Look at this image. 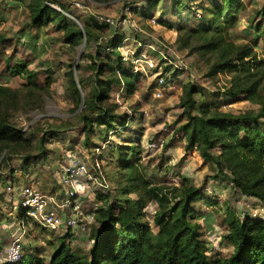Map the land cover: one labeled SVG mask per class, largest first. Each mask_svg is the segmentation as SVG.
Returning a JSON list of instances; mask_svg holds the SVG:
<instances>
[{
    "label": "trees",
    "instance_id": "1",
    "mask_svg": "<svg viewBox=\"0 0 264 264\" xmlns=\"http://www.w3.org/2000/svg\"><path fill=\"white\" fill-rule=\"evenodd\" d=\"M5 1L15 6L23 4L31 27L46 28L52 24L55 30L62 32V41L72 48L82 44L84 39L85 49L98 43L101 34L110 27L108 22L98 18L86 19L81 24L69 19L66 12L71 14L70 10L58 0ZM85 1L98 5L119 1L124 8L130 6L133 12L146 17L158 7V21L165 26L172 25L161 18L166 12L177 15L186 11L199 20L196 25L174 24L176 42L205 63L208 77L215 78L219 74L228 77L223 95L230 100L242 98L255 104L256 109L238 113L221 110L207 99H198L196 86L186 84L180 98L186 121L178 129L186 141L184 149L198 151L208 162L214 159L212 152L217 150L220 175L228 177L240 195L264 203V58L258 54L254 42L236 41L234 28L242 0H143L144 4L137 7L132 5L135 0ZM193 3L200 10L199 14L191 10ZM258 14L264 18V3ZM252 30L257 33L256 38L264 37V26L260 23ZM119 38L116 34L105 45L97 44L86 66L80 62L86 57L83 53L79 62L72 64V69L66 73L78 102L82 96L77 86L83 81L73 73L83 70L92 73V95L79 111L85 145L90 142L92 132L105 137L108 132L125 129L130 119L116 114L117 107L109 103L110 93L115 88L120 87L127 95H132L138 82V72H133L132 67L123 62L117 50L115 43ZM4 39L0 34V43ZM11 72L23 77L25 82L20 88L0 84V154L5 152L1 162L13 153L26 159L32 157L29 153L35 147L42 154L48 135L55 132L45 131L33 142L32 128L19 127L12 122L11 114L34 110L41 105L51 79L40 81L26 61L17 62ZM116 120L120 124H114ZM134 143L118 146L119 157L112 154L117 145L110 151V159H114L117 166L113 175L116 188L113 192L96 194L99 203L90 211L93 230L86 251L78 253L63 240L48 260L29 252L9 264H264V220L248 216L241 219L228 208L223 219L227 228L221 242L231 248L230 252H215L209 256L202 225L198 222L200 212L194 203L200 199L210 206L213 203L207 202L209 198L187 178H181L180 185L152 181L141 163V144ZM103 145L98 147L102 149ZM152 204L156 207L153 216L156 231L146 212ZM21 212L24 213L22 209Z\"/></svg>",
    "mask_w": 264,
    "mask_h": 264
},
{
    "label": "rangeland",
    "instance_id": "2",
    "mask_svg": "<svg viewBox=\"0 0 264 264\" xmlns=\"http://www.w3.org/2000/svg\"><path fill=\"white\" fill-rule=\"evenodd\" d=\"M58 1L70 10L71 14L66 12V16L79 24L86 19L98 17L111 19L114 23L101 34L102 38L98 43H92L86 49L83 43L72 48L62 41V32L55 30L52 24L46 28L31 27L23 4L15 6L0 0V34L5 37L0 43V84L11 88L21 87L25 79L12 74L11 69L17 62L22 61L28 63L30 70L37 72L40 81L47 77L51 79V85L44 93L41 105L34 110L11 114L12 122L19 127L32 128V132H35L33 142L43 132L55 131L53 135H48L42 154L35 147L29 153L32 157L26 159L19 153H13L7 155L3 162L1 159L5 152L0 154V264L7 263L6 250L17 236L21 237L24 255L31 252L46 260L63 240L78 253L86 251L93 230L88 211L99 203L96 194L113 192L116 188L113 175L117 172V166L110 156L113 153L118 156V146L135 144L134 142L141 144V163L146 166L152 181L180 185L181 178H187L195 187L201 189L204 197L209 198L207 202L211 201V206L203 199L194 203V207L200 212L199 218L208 215L206 218L209 223H200L207 254L212 256L214 252H230L231 248L221 242V236L227 228L223 222L227 209L235 212L241 219L248 216L264 220V203L253 197L240 195L229 178L220 175L216 164L217 150L212 152L214 159L209 162L203 160L198 151H185L186 141L178 131L186 121L180 98L183 87L191 83L198 90V99H207L221 110L238 113L256 109V105L242 98L230 100L223 95L222 90L228 77L220 74L215 78L208 77L205 63L195 54L180 48L176 42L174 24L181 22L196 25L199 20L194 19V15H188L186 11L177 15L166 12L164 15L162 13L161 18L172 25L165 26L158 21V7L152 10V15L149 13L146 17L133 12L130 6L124 8L119 1L109 5L86 3L85 0ZM263 3L264 0H242L239 20L234 28L236 41L254 42L262 58L264 37L256 38L257 33L252 28L258 23L261 27L264 26V18L258 14ZM143 4V0L132 3L136 7ZM192 7L191 10L196 12L194 14H199L200 10L195 3ZM116 34L120 38L115 44L123 62L139 75L132 95H127L120 87L115 88L110 93L109 103L117 107L116 114L127 115L130 119L125 129L111 134L108 132L105 137L103 135L101 138L97 132H92L90 142L85 145L79 111L83 109L85 100L92 95V73L90 70L73 73L74 77L78 74L83 81L77 86L82 96L80 102L66 73L72 69V64L79 62L83 53L86 57L80 62L86 66L90 54L94 53V47L97 44L105 45ZM158 91L160 95H157ZM114 124L120 122L116 120ZM152 142L154 147L149 148L148 144ZM102 145L97 162L100 164L105 186L99 185L103 180L95 162V149ZM114 145H117L116 149ZM77 162L83 163L88 171L76 181V193L82 203L79 226L50 230L21 212L20 190L32 183L41 193L61 200L65 191L61 175L65 168ZM8 186H11V190H8ZM89 197H92V203ZM146 212L153 230L156 231L153 223L155 205H150ZM60 215L64 216L63 212Z\"/></svg>",
    "mask_w": 264,
    "mask_h": 264
},
{
    "label": "built area",
    "instance_id": "3",
    "mask_svg": "<svg viewBox=\"0 0 264 264\" xmlns=\"http://www.w3.org/2000/svg\"><path fill=\"white\" fill-rule=\"evenodd\" d=\"M100 20H104L109 24H113L114 21L108 18L98 17ZM163 79V78H160ZM162 81V80H160ZM157 95H160L159 91ZM149 148L154 147V143L148 144ZM96 156L95 162L99 166V173L103 181L99 182V185L105 186V179L101 172L100 164L97 162L98 157L100 158L101 148L95 149ZM88 171L83 163L77 162L64 169L61 179L65 185V191L61 200H56L53 196L45 195L41 193L37 186L32 183L24 186L20 190L21 198L19 201L20 208L24 211V215L28 218L33 219L36 223L42 227L49 228L50 230L58 229L62 227H75L79 226L80 218V204L81 201L77 196L76 184L77 179L80 175L86 174ZM96 181V178H94ZM11 190V186L7 187ZM63 212L64 216L60 213ZM91 222V217H90ZM84 224V223H81ZM86 225V224H85ZM87 226V225H86ZM23 257V245L21 237L17 236L13 238V241L6 250L7 263H15Z\"/></svg>",
    "mask_w": 264,
    "mask_h": 264
},
{
    "label": "crops",
    "instance_id": "4",
    "mask_svg": "<svg viewBox=\"0 0 264 264\" xmlns=\"http://www.w3.org/2000/svg\"><path fill=\"white\" fill-rule=\"evenodd\" d=\"M249 198H251V197H249ZM57 199L59 200V198H57ZM89 201H90V203H92V202H91V201H93V200H92V197H89ZM85 202H86V201H85ZM89 206H90V205H89ZM94 207H95V205H94ZM85 211H86V209H85ZM88 213H90V210L88 211ZM90 216H91V215H90ZM90 216H89V217H90ZM207 216H208V215L201 216V217L198 219V222H199V223H202V224H203V223L205 224L206 222L209 223V222L207 221L208 219L206 218ZM204 224H203V225H204ZM205 225H206V224H205ZM213 252H214V251H213ZM214 253H215V252H214Z\"/></svg>",
    "mask_w": 264,
    "mask_h": 264
},
{
    "label": "water",
    "instance_id": "5",
    "mask_svg": "<svg viewBox=\"0 0 264 264\" xmlns=\"http://www.w3.org/2000/svg\"><path fill=\"white\" fill-rule=\"evenodd\" d=\"M83 44H85V39H84V41H83Z\"/></svg>",
    "mask_w": 264,
    "mask_h": 264
}]
</instances>
